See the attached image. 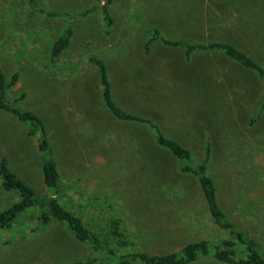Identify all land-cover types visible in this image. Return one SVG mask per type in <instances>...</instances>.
Instances as JSON below:
<instances>
[{"label":"rangeland","instance_id":"1","mask_svg":"<svg viewBox=\"0 0 264 264\" xmlns=\"http://www.w3.org/2000/svg\"><path fill=\"white\" fill-rule=\"evenodd\" d=\"M34 2L0 0V71L5 78L17 75L9 97L23 94L18 104L43 123L57 160L60 202L94 231L119 218L131 241L122 253L163 254L229 237L209 218L197 179L157 145L149 124L118 119L105 107L88 59L96 56L118 107L147 119L197 160L208 148L206 171L220 207L264 252V110L256 115L262 79L220 52L185 55L184 45L147 43L155 28L185 44L229 42L264 65V0ZM90 6L96 8L79 14ZM101 7L110 13L109 29ZM68 24L69 45L51 59L50 45ZM2 157L36 195L50 193L36 137L0 110ZM15 200L0 187V209ZM36 214L26 212L0 229V264H70L97 256L65 224H41ZM189 264L225 263L204 256Z\"/></svg>","mask_w":264,"mask_h":264},{"label":"trees","instance_id":"2","mask_svg":"<svg viewBox=\"0 0 264 264\" xmlns=\"http://www.w3.org/2000/svg\"><path fill=\"white\" fill-rule=\"evenodd\" d=\"M111 0H103L108 3ZM28 2L35 5L34 0ZM96 7L90 6L79 12L80 15L93 11ZM38 12L56 16V11H44L38 8ZM100 12L106 29L112 24V19L107 8L101 7ZM150 37L149 44L153 40H159L162 44L169 46H185V55L192 51L210 50L224 54L228 58L238 62L242 67L256 73L263 81V93L256 115L264 110V65L255 61L242 50L236 48L229 42L214 41L205 44H185L181 40H170L165 38L158 29L148 30ZM72 36V26L67 25L50 45L49 57L55 59L69 45ZM89 61L95 66L98 81L101 87L102 102L108 111L116 118L128 121H139L153 129L157 145L169 151L175 158L181 161L179 170L182 173L192 174L198 181L201 195L209 218L221 230L227 231L229 237L222 239L219 243H211L206 240L192 241L183 245L179 250L163 253L148 254L140 251L121 252V249L131 245L127 232L119 218H108L106 225L94 231L85 220L76 212L67 208L60 202L58 194L61 191L59 170L57 160L48 143L42 121L30 110L22 108L18 102L23 94L16 98L9 97V89L15 84L17 75L12 74L5 78L0 71V110L10 114L26 126V133L37 139V150L40 155V168L42 182L48 194L44 192L36 195L34 189L17 174L12 172L5 158H0V187L2 190L12 192L17 196L8 207L0 209V229H6L24 213L36 212V219L41 224L56 221L65 224L74 236L82 242L89 243L97 252V256L83 261H74L70 264H131L140 262L142 264H189L195 260L211 256L215 261L225 264H264V252L257 243L241 230L234 228V225L220 207L213 179L206 171L208 161V148L205 149L204 158L197 160L191 152L181 145L177 140L162 134L158 128L147 119L139 117L118 107L112 99L111 86L108 79L106 66L102 59L96 56H89ZM160 204L162 199L157 200ZM166 215V212H162ZM189 220L188 215H184ZM188 222V221H186Z\"/></svg>","mask_w":264,"mask_h":264}]
</instances>
